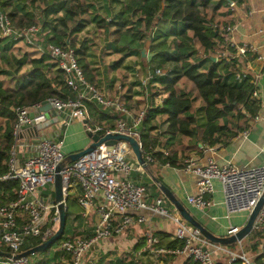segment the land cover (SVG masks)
<instances>
[{
	"label": "built area",
	"instance_id": "2783aa9c",
	"mask_svg": "<svg viewBox=\"0 0 264 264\" xmlns=\"http://www.w3.org/2000/svg\"><path fill=\"white\" fill-rule=\"evenodd\" d=\"M36 20L33 25L15 28L8 16L0 11L1 37L37 48L34 41L41 32V25ZM225 32H230V28H226ZM65 43L63 46L50 44L47 51L56 63L55 69L63 73L64 87L69 88L73 96L46 100L56 114V129L50 135L42 134L41 130L37 137L29 138L25 148L33 153L21 164L17 161L18 136L25 128L39 127L48 120L40 111L42 103L16 109L13 129L15 144L8 162L9 171L0 175V183L16 182L17 198L0 207V243L14 256L22 253L28 239L37 238L42 243L52 236L59 223L57 204L54 201V179L58 174L65 207L66 202L74 197L84 217L96 216L90 237H66L57 244L58 253L71 256L70 264H84L93 245L121 235L132 225L143 224L145 219L139 216L141 211L149 210L163 217H168L169 211L163 206V197L146 203L145 187L132 179L134 171L143 174L145 168L153 163L150 155L144 154L138 135V126L144 112L129 122L130 114L123 100L117 96H107L97 86L90 84L78 64L75 49ZM234 48V57L238 60L248 52L244 46ZM154 74L159 75L160 70L156 69ZM255 80L256 77L252 79L254 87ZM55 88L58 89V86L55 85ZM256 96L255 90L252 97ZM89 104L106 114L116 115L115 124L109 126L108 123H95L88 109ZM75 120L90 135L102 137L121 134L134 138L143 154V164L137 162L127 142L117 141L115 144H99L71 164L61 166L65 157L62 151L63 131ZM185 169L195 177V191L186 200L197 209L209 205L204 197L212 193L214 181L222 186L228 218L236 213H251L264 193V167L243 169L230 164L221 166L214 157L208 156L201 165L192 159L186 160ZM40 190L46 191V195H40ZM133 214L138 216L134 217ZM174 221L177 225L174 239L180 242L175 248L160 246L159 239L153 233L144 232L139 255L148 259L145 264H163L171 257L179 256L192 259L198 264H253L252 257L244 251L243 241L236 243L234 250H229L226 246L208 242L198 229L183 221L179 215ZM263 227L264 202L254 221L253 230ZM239 229L231 227L229 236ZM29 261V257L13 259L0 255V264H29ZM261 264H264V258Z\"/></svg>",
	"mask_w": 264,
	"mask_h": 264
},
{
	"label": "trees",
	"instance_id": "16d2710c",
	"mask_svg": "<svg viewBox=\"0 0 264 264\" xmlns=\"http://www.w3.org/2000/svg\"><path fill=\"white\" fill-rule=\"evenodd\" d=\"M27 1L0 0V11L8 16L11 25L15 28L35 23L34 17H30L27 12L20 14L23 8L17 7V3ZM36 1L31 0L30 5H34ZM44 1L45 7L40 11V17L41 29H48L50 32L46 37L47 44L63 46L66 44L68 24L78 12H82L80 11L82 5L79 0ZM114 2L121 4L116 21H112V25L116 27L114 52L122 54V57L112 66L119 67L127 57H141L139 49L144 33L140 31V26H143L144 30H150L148 32L152 35L150 46L152 57L146 64L152 65V69L157 67L161 70L159 75H153L151 83H158L166 93V97L159 105L151 103V107L146 110L138 126L144 154H149L153 161L161 165L179 168L182 166L179 158L186 159L189 153L200 152L198 145L212 147L223 142V138L219 137V132L224 129L218 125L220 120L225 122L228 116H234L236 120L247 116L248 119H253L257 116L261 104L252 97L255 91L252 78L239 72V61L234 57L235 48L226 41L225 29L230 25L219 24L213 20V15L218 9L228 7L226 0H219L214 7H209L210 0H114ZM237 3H242V0H237ZM59 13H62L61 17H58ZM123 29L127 31L123 32ZM80 30L81 27L73 26L71 34ZM173 37L179 38L180 41L176 43L174 52H170L168 41ZM14 44L17 43L9 42L0 52L1 60L5 61V54ZM82 48H86L84 44ZM197 50L202 51L203 57H195ZM80 52L75 50L85 79L97 86L95 74L86 62L79 58L83 56ZM225 52L229 53V57L223 58L222 54ZM252 58L246 53L242 61L246 63ZM26 64L31 65V70L18 75ZM55 66L56 63L51 60L49 54L44 53L37 59H28V55H24L15 60L13 72L0 70V76L12 77L7 83L13 85L9 86L5 81H0V120L4 122L0 143V175L9 171L8 162L15 144L13 129L16 109L41 104L52 97L73 96L72 91L63 85V73L56 70ZM179 82L189 84L190 89L188 91L179 89L177 87ZM197 101L200 103L199 106L195 105ZM88 109L97 124L103 125L115 120V117L98 110L91 104L88 105ZM162 127L164 133L152 135L155 130ZM176 137L178 141H175ZM156 147L162 148L167 154L151 153ZM179 152L180 157L177 156ZM17 188V183L14 181L0 183V207L16 200ZM73 201L66 202L67 217L69 206L74 205ZM66 236L65 227L60 240L65 239ZM154 236L159 239V245L162 247L175 248L180 245L178 240L172 239L165 233H155ZM263 242L262 229L252 230L242 242L244 251L252 257L253 264H261L264 258ZM39 244L41 241L37 238L28 239L22 252ZM142 246L143 239H140L132 253H129L131 259L134 256V261L119 259L117 264H140L134 254ZM226 247L234 250L237 244ZM0 251L8 253V249L1 243ZM65 256L66 264H70L71 256ZM175 258L177 257H171L163 264H171ZM182 264L198 263L185 258Z\"/></svg>",
	"mask_w": 264,
	"mask_h": 264
},
{
	"label": "crops",
	"instance_id": "0c3cea01",
	"mask_svg": "<svg viewBox=\"0 0 264 264\" xmlns=\"http://www.w3.org/2000/svg\"><path fill=\"white\" fill-rule=\"evenodd\" d=\"M79 1L81 4L84 3V0ZM218 1L219 0H210L209 7H214ZM226 1L228 7L224 6L218 9L213 15V20L214 22H219V24L226 23L230 25V32L227 33L226 41L234 47H246L248 49L247 53L253 57L252 60L246 63L242 61L245 59L246 55L240 57L238 60L240 64L238 63V65L240 73L249 75L252 79L256 77L255 90L257 96L255 99L260 101L261 104L257 116L253 119H248L247 116L241 120H236L234 116H228L225 122L220 120L218 125L224 127V129L219 132V137L220 139L223 138V142L212 147H201L198 145V148L201 149L200 152L189 153L186 159L179 158V163L182 164L179 168L161 165L153 161L152 164L145 168L143 174L137 171L132 173V179L136 183L143 185L146 189V203H151L158 197L164 198L160 191V187L163 186L172 193V195L185 207L190 216H192L205 230L220 238L228 237L231 227H243L247 221L248 215L246 213H236L230 215L229 218L227 217L222 186L217 181L213 182L212 193H208L204 197L209 203L207 207L197 209L189 205L186 199L193 195L195 191V177L185 169V161L192 159L196 161L197 165H201L208 156H212L221 166L230 164L234 167L243 169L264 167V0H242V3H237V0ZM85 4L90 5L89 8L91 9L90 13L92 15L88 16L89 23H81L82 19H79L80 21H77V26L81 27V30L75 32L71 36L67 35L65 41L70 46H73L74 43V46H76L75 48H77L76 51H81L80 53L83 54V56L79 58L83 59L95 74L97 87L107 96H117L123 100L130 114L129 122H131V119L138 117L141 112L145 114L146 110L151 107L152 102L154 105H159V102L166 97L164 89L158 83H151L152 77L155 75L153 74L154 71L156 69L160 70V68L154 67L152 69V67H148L145 72V69L140 67V64L144 63L143 59L146 60L145 63H149L152 57L150 53L152 35L150 32L147 33V36L144 35L145 37L141 41V47L139 49L141 57H127L119 67H114L112 65L119 61L122 54H116L114 52L115 46L112 43L113 34L111 33L113 29L109 31L103 25L96 26V23L99 21H103L107 24L110 22L112 24V21L115 22L116 15L120 11L118 5L121 6V4L114 2V0H88L85 1ZM231 4H233V6H231ZM105 6H108V10L104 13ZM111 6L113 10H110ZM17 7L19 9L23 8L20 14L27 12L30 17H35L28 1L17 3ZM61 16L62 13H59L58 17ZM35 21L37 22V20ZM38 22L41 24L39 20ZM89 29L90 36L86 38L85 35ZM47 33H50L49 30ZM46 37V35L40 32L38 36L35 37L34 41L37 48L17 42V44H14L10 48V51L8 50V53L14 52V50L19 49L22 45L31 48V53L23 54L20 57L16 56L17 60L24 55H28V59H37L40 55L48 53L47 50L50 44H47ZM5 40L6 42L3 43ZM0 41L1 52L11 41L6 38H2ZM179 41L180 39L175 37L169 39L168 48L170 52H174V47ZM82 44L86 47L85 49L82 48ZM196 47L198 48V46ZM116 48L118 49L117 46ZM196 56L203 57L202 51L199 50L195 57ZM222 56L223 58H227L229 57V53L225 52ZM127 60L133 62L134 67H127L129 66V63L125 65ZM135 60L137 61L135 62ZM30 70L31 65L26 64L18 75L29 72ZM125 70H127V73L124 72ZM119 73L124 74V80L119 78ZM4 78L9 82L12 79V77L0 76V81L4 82ZM125 83L129 84L131 87L130 91H125L126 87L124 85V88H122V84ZM177 87L185 91L190 89V85L184 82H179ZM152 95H154L153 98H151ZM195 105L199 106V101H197ZM90 115L94 119L92 113H90ZM112 116L116 118V115ZM53 120L54 123L49 126L51 127L49 135L56 129L55 117L50 119V121ZM114 124L115 120L108 122L109 126H113ZM84 132L82 124L76 120L64 129L62 150L65 156L79 152L89 145L90 138L88 137V133L85 132L89 138V140H87L83 135ZM161 133H164V127L155 130L152 135L156 136ZM66 137L69 146L64 142ZM29 138H34V132H32V128L30 127L25 128L23 133L20 134L16 140L17 161L19 164L33 153L32 150L25 148ZM70 139H72V141H70ZM178 140V137H176L175 141ZM156 152H162L164 155L167 154V152L160 147L151 150V153ZM177 156L180 157V152L177 153ZM69 200H74L72 203L78 207L74 197ZM163 202V206L169 211L168 217L157 215L149 210L141 211L139 216L144 217L145 222L143 224L132 225L124 230L121 235L113 237L112 239L101 240L99 243L93 245L86 255V264H99L102 257L111 251L119 252L117 257H108V259H105L107 263L104 262L103 264H117L119 259H121L119 258L120 252L132 253L134 246L143 238V234L146 231H150L153 234L165 233L173 239L177 227L174 218H177L178 214L165 198ZM78 210L77 213L74 211L70 212L68 208V217L66 218L65 226L68 228L66 236L68 238L83 239L92 235L96 216L90 215L84 217L79 207ZM132 216L136 217L138 215L133 214ZM262 232L264 234V227L262 228ZM140 250L134 255L139 260L140 264L148 263V259L139 255ZM55 258L53 264L67 263V260L63 259L62 256H55ZM141 259L142 261L140 262ZM29 260V264H49L48 260L44 258L38 259L37 254L30 256ZM184 260L185 257L180 256L175 258L171 264H182Z\"/></svg>",
	"mask_w": 264,
	"mask_h": 264
},
{
	"label": "water",
	"instance_id": "95a60500",
	"mask_svg": "<svg viewBox=\"0 0 264 264\" xmlns=\"http://www.w3.org/2000/svg\"><path fill=\"white\" fill-rule=\"evenodd\" d=\"M142 54H143V51H142ZM40 111L45 114L48 121L40 125L39 127H35L32 129V132H34V137H37L39 131L48 128L52 123H54V120L50 121V119L56 116L54 110L51 108V106L46 101L42 103ZM88 137L90 138L89 145L85 149L79 152L66 155L63 161L61 162V166L62 165L66 166V165L71 164L79 157L91 152L99 144H102V143L115 144L117 141L127 142L129 146L131 147L132 152L135 155L137 162L140 164H143V154L138 146L137 141L132 137L121 135V134L104 135L102 137L98 135L88 134ZM58 170H59V167L57 171ZM160 191L163 194L164 198L174 207V209L177 211L178 215L181 217L183 221L193 226L194 228L198 229L200 233L202 234V236L211 244L221 245V246H228L231 244H235V243L244 241L247 238V236L253 230L254 221L264 202V193H263L262 197L259 199L258 203L254 207L252 212L249 213L247 217V221L244 224V226L241 227L239 231L235 233L234 235L220 238V237H216L212 235L210 232L205 230L192 216H190V214L185 209V207L172 195V193L168 189L161 186ZM54 201L57 204V210L59 214V223H58L57 230L52 234V236L48 238L46 241L39 244L38 246L31 248L27 251H24L20 254L13 256L10 253H4L0 251L1 256H4L6 258L19 259L21 257H30L36 254H42L46 250L50 249L54 244L60 241L65 231L67 216H66V207H65V203L63 201V195H62L61 179L58 174L55 176V179H54Z\"/></svg>",
	"mask_w": 264,
	"mask_h": 264
},
{
	"label": "rangeland",
	"instance_id": "374dc122",
	"mask_svg": "<svg viewBox=\"0 0 264 264\" xmlns=\"http://www.w3.org/2000/svg\"><path fill=\"white\" fill-rule=\"evenodd\" d=\"M81 1H83V0H81ZM85 1H88V0H84V3H82L81 4V2L79 1V3L82 5V8L80 7V11H82V12H78V15H76V16H74L73 18H72V20L70 21V23L68 24L69 25V28H68V31H67V34H66V36L67 35H69V36H71L72 34H71V29H73V26H75V25H77V21L79 20V19H82V22L81 23H89V19H88V16H91L92 14L90 13V5H88V4H85ZM28 2H29V4H30V2H31V0H28ZM30 7L32 8V10H33V13L35 14V17L40 21V25H42V22H41V17H40V11L45 7V1L44 0H37L36 1V3L34 4V5H30ZM107 7L108 6H105V9H104V13H105V11L106 10H108L107 9ZM118 7H119V10L121 9V6H119L118 5ZM100 9H102V8H100ZM110 10H113V8H112V6L110 7ZM8 11V10H7ZM84 12V13H83ZM102 13V12H101ZM103 13V14H104ZM93 14H94V11H93ZM105 15V14H104ZM34 17V21L36 20V18ZM50 19H52V18H50ZM18 20V19H17ZM80 21V20H79ZM134 21V20H133ZM101 22V23H100ZM106 22V21H105ZM218 23V22H217ZM98 25H103L104 27H106L109 31L111 30V29H113V31H111V33L113 34V40H112V43L114 42V39H115V26L114 25H112L111 24V22L109 23V24H107V23H104L103 21H99V24L98 23H96V26H98ZM135 26V25H134ZM136 27V26H135ZM47 30L48 29H43V30H41V34H43V35H49V33H47ZM123 32H125V31H127L126 29H123L122 30ZM140 31H142L143 33H144V35L145 36H147V33H148V31L149 30H144V27L143 26H140ZM74 34V33H73ZM90 34V29L89 30H87V33H86V38H89L88 36H90L89 35ZM65 36V37H66ZM145 36H143V37H145ZM2 39V37H1V34H0V40ZM92 41V40H91ZM1 42V41H0ZM4 42H6V40L5 41H3V43ZM121 45L123 44V42H121L120 43ZM132 46V45H131ZM73 49H77V48H75L76 46H74V43H73ZM30 49L31 48H27V47H24V46H20V48L19 49H17V50H14V52H10V53H8V54H5V61H3V60H1V55H0V70H3V71H7V70H9V71H11V72H13L14 71V62H15V60H17V57L19 56H21V55H23V54H29V53H31L30 52ZM200 54H201V52H200ZM222 54V53H221ZM225 54V53H224ZM17 56V57H16ZM137 60H135V62H136ZM129 63V66H127V67H134L133 66V62H130V60H127L126 62H125V65L126 64H128ZM140 67H143V69H145V72L147 71V68L148 67H152V65H147L145 62L144 63H141L140 64ZM125 73H127V70H125L124 71ZM124 74L123 73H119V78H122V80H124L125 79V77L123 76ZM4 81H5V84L6 85H9V86H13V85H11L9 82L7 83V81L8 80H6V78H4ZM126 87V90L125 91H130L131 90V87L129 86V84H127V83H125V84H122V88H124V86ZM156 93H159V92H156ZM3 121H1L0 120V143H1V135H2V130H3ZM51 130V127H48V128H46V129H44V130H42V134H47V135H49V133L51 132L50 131ZM85 137H86V139L87 140H89V138L87 137V134L84 132V134H83ZM67 141H68V139H67V137L64 139V142L66 143V145L67 146H69L68 144H67ZM70 141H72V139H70ZM1 146V145H0ZM74 146H77V145H74ZM63 151V150H62ZM39 193H40V195H46V191H43V190H40L39 191ZM69 209H70V212H72V211H74V212H78L79 210H78V207L77 206H75V205H70L69 206ZM244 213H246L247 215L249 214L248 212H241V214H244ZM58 228V227H57ZM57 228L55 229V230H57ZM67 232H68V228H67ZM112 239V238H111ZM57 248H58V246H57V243L56 244H54L47 252H45L43 255L42 254H37V257H38V259H46V260H48V263L49 264H53L54 262H55V254H56V251H57ZM118 253L119 252H113V251H111V252H109L107 255H105L104 257H102V260H101V262L99 263V264H103L104 262H105V259H108V257L109 258H114V257H117V255H118ZM57 256H62V258L63 259H65V260H67L66 259V256L64 255H62V254H58ZM125 257V258H124ZM136 257V256H135ZM119 258H121V259H123V260H125V261H134L133 260V258H134V256H132V259H131V256H129V253H127V252H125V253H122V252H120V257ZM137 259V258H136ZM137 261H138V263H139V260L137 259ZM142 261V259L140 260V262ZM99 262V261H98ZM105 263H107V262H105ZM84 264H86V259H85V262H84Z\"/></svg>",
	"mask_w": 264,
	"mask_h": 264
}]
</instances>
